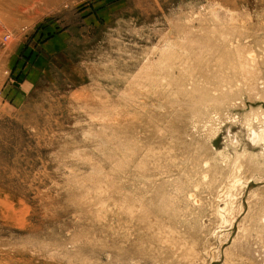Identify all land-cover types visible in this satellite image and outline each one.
<instances>
[{"label":"rangeland","instance_id":"rangeland-1","mask_svg":"<svg viewBox=\"0 0 264 264\" xmlns=\"http://www.w3.org/2000/svg\"><path fill=\"white\" fill-rule=\"evenodd\" d=\"M263 68L264 0H0V264H264Z\"/></svg>","mask_w":264,"mask_h":264},{"label":"bare ground","instance_id":"bare-ground-1","mask_svg":"<svg viewBox=\"0 0 264 264\" xmlns=\"http://www.w3.org/2000/svg\"><path fill=\"white\" fill-rule=\"evenodd\" d=\"M2 1V0H1ZM3 3V2H2ZM257 41V40H256ZM257 43V42H256ZM243 49H244V47H243ZM243 49H241V50H243ZM246 50V49H245ZM263 51V50H262ZM249 57V56H248ZM245 60H246V58H244ZM251 61V60H250ZM248 62V61H247ZM258 62V61H257ZM262 62V61H261ZM256 63V60H255V62H254V64ZM248 65V64H247ZM259 68V67H258ZM254 69H256V68H254ZM264 69V68H263ZM247 70H248V68H247ZM253 70V69H252ZM259 70V69H258ZM261 70H262V68H261ZM261 70H259L260 72H261ZM249 71V70H248ZM256 71V70H255ZM255 71H253L252 73H254ZM251 73V74H252ZM255 74H256V72H255ZM260 74H262V73H260ZM260 77V76H259ZM259 79H256V81H258ZM255 81V82H256ZM258 83H259V81H258ZM260 84V83H259ZM256 85V84H255ZM261 85V84H260ZM258 86V85H257ZM260 87V89L261 88H263V86H259ZM259 87H257V88H259ZM258 90V89H257ZM263 90V89H262ZM253 91V90H252ZM250 92V91H249ZM262 93V92H261ZM264 96V95H263ZM257 119V118H256ZM256 121V120H255ZM254 121V122H255ZM255 134V133H254ZM254 138H255V136H254ZM235 180V179H234Z\"/></svg>","mask_w":264,"mask_h":264}]
</instances>
